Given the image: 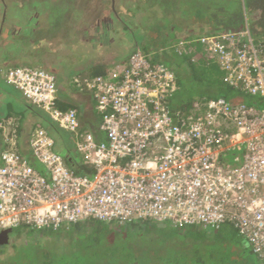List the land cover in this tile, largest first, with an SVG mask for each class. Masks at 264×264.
I'll use <instances>...</instances> for the list:
<instances>
[{
    "label": "built area",
    "instance_id": "obj_1",
    "mask_svg": "<svg viewBox=\"0 0 264 264\" xmlns=\"http://www.w3.org/2000/svg\"><path fill=\"white\" fill-rule=\"evenodd\" d=\"M201 42L219 61L226 84L264 103V47L248 28ZM187 44L177 50L187 52ZM6 81L60 129L79 133L78 111L57 105L52 73L19 67ZM175 85L173 71L142 51L126 68L87 84L107 138L98 142L87 133L76 142L91 175L68 166L46 129L29 143L36 167L12 148L2 152L0 232L57 229L88 219L205 228L230 223L264 259V104L231 105L219 98L178 119L167 100ZM14 125L0 120L7 140Z\"/></svg>",
    "mask_w": 264,
    "mask_h": 264
},
{
    "label": "trees",
    "instance_id": "obj_2",
    "mask_svg": "<svg viewBox=\"0 0 264 264\" xmlns=\"http://www.w3.org/2000/svg\"><path fill=\"white\" fill-rule=\"evenodd\" d=\"M118 1L121 5L120 10L117 7V0H112L114 6L113 10L115 11V18L111 13L112 10H110L108 12L109 14L104 15L101 20L98 18L95 26L96 33L101 36L98 41L103 44L104 48H107V50L112 53L110 56L100 57L98 60H90V55H84L83 51L77 50L78 53L74 55H77L79 57V60H77L72 65L71 71L66 69V55H62L61 58L55 62L57 64L50 69L42 68L43 66H40L35 61V64H31L32 66H23L30 63L26 61L22 63L21 60L17 61L15 64L9 63L8 65L4 66L0 65V88L2 92H4V94L8 96L7 99L5 97V100H3V96H1V99L2 101H5L7 109L6 115L15 116L12 118H3L6 116L0 115L1 121H11L15 123V125L12 126L10 134L8 136L9 140H7L4 132L0 130L5 142V148L2 152L7 150L8 148H12L20 155L29 158L31 162H34L32 161L33 158L31 156L29 147L30 140L33 134L38 129L50 130L51 134L55 137L54 139L56 140V148L58 152L63 155L68 166L78 175H91L93 173L92 168L89 165L84 164L75 150L76 142L82 140L84 138V135H86L87 133H91L98 142L106 141L107 138L105 133L101 131L100 128L104 115L96 109L94 93L88 89L87 84L98 78H107L112 73L119 72L120 70H122V68H126L129 65L131 56L137 51H142L143 53L148 55L153 64H166L167 67L173 71L176 79V85L175 89L172 90L168 95L167 100L168 104L173 110L174 115L177 118H188L192 114H195V109L200 112L204 104H206L208 101L219 98L225 99L231 105L246 104L255 107L263 106L264 103L262 98L258 96L248 95L242 90L233 88L225 83V72L222 70V67L219 64L217 58L214 57L209 51H207L208 49L201 42V39L205 37H216L223 34L238 33L248 28L257 43L264 47V0H244V2L242 0H208L203 7V10H205L206 12L200 14L198 19H195V23L186 26L179 22L177 24L172 23L165 25V19L167 21L169 19H172L173 15L171 14L177 15V13H180V9L178 8V4L176 2L173 3L172 1L170 7H173V10L171 13L165 15L166 13L163 10L164 8L162 7V1L165 0ZM147 1H150V3L147 4ZM135 2H140L144 3L143 5H147H141L137 8L131 6ZM131 8H136L137 11H131ZM142 8L149 9V13L147 15L148 19L145 18V16L142 20L139 18V13L142 12L140 11V9ZM176 8H178L179 10L177 11ZM233 9L236 10L233 12ZM18 10V0H0V44L3 42L4 33L9 31V29L13 28L16 25H14V22H16V19L18 18ZM116 10L121 12L118 13ZM215 11L217 12V15L213 13ZM152 13V18H154L155 20L150 18ZM31 20L32 19H30L29 22H31ZM22 27L23 29L21 30H25L24 26ZM189 29H192L193 32H197V34H180V32ZM30 33V28L26 29V34ZM137 33H139L140 35L139 38H136ZM172 35H175V38H171ZM16 36L19 35L16 34ZM86 36L87 35H79V39L81 40L83 38H86L88 42L93 43L94 40L91 37ZM104 36L106 37L104 38ZM120 36H122V39L126 37L128 40L126 44H129L125 48L120 49L118 52L113 53V49L118 43L117 41ZM148 38V42L151 44L150 47H148L146 44ZM181 42L188 43L187 52L177 50V46ZM195 55H199V59H195ZM173 56H177L180 59V68L183 69L184 72L192 71L195 66L203 68L206 66L216 65L223 74V82L225 83L228 91H224L223 94L218 98H206L202 96L190 97V95L184 93L182 89V83L178 75L176 66L168 64V61L171 60ZM25 58L30 59V55ZM19 67L45 70L52 73L56 77L58 84L57 105L59 109L64 112L69 111L70 109H75L78 111L80 119V129L77 135L60 129L44 111L29 102L22 94L17 91L18 89H14L15 87L13 88L6 81V74L11 69ZM74 77L76 79H72ZM70 81H73V83L75 82L73 84L74 86L70 85ZM78 92H83V94H81V96L79 97V101H77L78 98L76 97V94ZM233 92H235L236 95H234ZM229 95H234V97H231ZM74 100H76L79 104L75 105ZM80 106H82V108ZM29 115L37 118L38 123H36L35 127H33L32 132L30 133L26 148H23L20 142V126L25 116ZM36 165V163L33 164V166L35 167ZM160 224L162 223H154L153 221L120 222L88 219L75 224L63 225L57 229H36L27 226L19 227L16 229L28 228V231L33 234H35V232L39 233L38 238L39 240H42L43 237L47 238L50 236H45V234L48 233H50L51 235L60 232L91 233L93 230H95V232L101 231L102 228H108V231H111L117 229L119 230L121 228H138L141 226L152 228L155 226H160L162 228L169 227L174 230V232L178 231L183 235V237L189 236L186 234L191 232L192 236L190 237H195L198 239L202 238L206 241L207 237H217L219 235L220 229L228 225L232 226L235 232L240 236V238H243L249 244L248 240L245 239V237L238 231V229L230 223H224L216 226L215 228H205L200 225L179 226L172 223L170 225ZM13 232L14 229H12V231L9 233V238L6 243H0V255L2 253L1 249L12 243ZM198 243L199 242H194L195 246L189 243V245L184 247L183 250L180 248L181 246H179L177 248L179 254L178 256L185 257L186 261L189 264L204 263L207 259L205 251L206 249L202 246H198L199 244H201ZM250 249L252 253L257 257L258 262L260 264H264V259H262L257 253H254L251 246ZM43 255L44 256L42 257L46 258H42L41 264L43 262H47L48 260L46 256L47 253L43 252ZM93 255L101 256L100 253H95ZM103 255L105 254L103 253ZM95 258V263L100 262L102 259H100L99 257ZM234 259L235 258L233 257L231 259V262ZM92 262L93 261L91 259L83 260V264H92ZM231 262L230 264H232ZM101 263L102 261L100 262V264ZM183 263H185V261ZM236 264L246 263L238 261V263Z\"/></svg>",
    "mask_w": 264,
    "mask_h": 264
},
{
    "label": "rangeland",
    "instance_id": "obj_3",
    "mask_svg": "<svg viewBox=\"0 0 264 264\" xmlns=\"http://www.w3.org/2000/svg\"><path fill=\"white\" fill-rule=\"evenodd\" d=\"M172 1L178 4L180 13H177V15L171 14L173 15L172 19L168 21L165 19V25L179 22L186 26L195 23V19H198L200 14L206 12L203 7L208 0L162 1L165 15L172 12L173 7H170ZM117 2V7L120 10L121 5L118 0ZM149 3L150 1H147V4ZM143 4L135 2L131 6L137 8ZM113 7L112 0H18L19 10L16 22H19V25H15L5 32L4 37L5 39L6 37L8 38L6 43L15 44V40L19 37L24 41L25 47L27 44H31L32 47L38 48V46L43 47V41H47L48 37L46 33L50 34L53 29L57 34L62 33L63 37L64 35L73 34V37H76L72 38L69 48L64 47L65 43L62 39L49 40L54 53H50L48 56L49 63L52 64L54 63L53 59L57 61L62 54H65L66 69L71 71L72 65L79 60V57L74 54L78 53L77 50L83 51L79 47L75 48V41L79 40V35L96 38L94 43L97 44L99 49H95L97 51L95 57H105L112 54L98 41L99 38L97 37L95 26L98 18L101 20L104 15L109 14L110 10H112L111 13L115 18ZM136 8H131V11H137ZM178 8H176L177 11L179 10ZM235 10L233 9V12ZM116 11L118 13L121 12ZM140 11L143 13H139V18L141 20L144 16L147 18L149 9L142 8ZM213 13L217 15L216 11ZM152 17L153 13L150 18ZM32 18L38 19L41 24L34 23L32 20L29 22ZM152 19L155 20L154 18ZM45 22L46 24L44 25L43 23ZM22 26H24L25 30L20 29H23ZM28 28H31L30 30L33 33L26 34V29ZM189 33L197 34L192 29L180 32L182 35H189ZM16 34H19V36L16 37ZM45 35L46 39H44ZM139 37L140 35L137 33L136 38ZM171 38H175V35H172ZM148 41L149 38L146 44L150 47L151 44ZM117 42L113 53L129 44H126L128 42L127 38L124 37L122 39V36ZM47 43L49 42L47 41ZM94 43L89 44L88 47H93ZM84 55L86 54L84 53ZM54 64L56 65L57 63ZM168 64L176 66L182 89L190 97L218 98L224 91H228L223 82V74L216 65L203 68L195 66L192 71L184 72L180 68V59L177 56H173L168 61ZM28 65L32 66L31 64L23 66ZM74 83L70 81L71 86H74ZM233 94L236 95L235 92ZM234 95L229 96L234 97ZM164 224L170 225L171 223L166 222L160 225ZM38 235L39 233L35 232L33 234L29 232L28 228L14 229L12 243L1 249L0 264H41L42 258H46L42 257L44 256L43 252L47 253L48 260L42 264H83L85 259H91L93 261L92 264H100L101 261V264H186L185 257L178 256L177 248L181 246L180 248L183 250L189 243L194 245V242L201 243H198V246L206 249L207 259L201 264H230L233 257L235 259L231 262L232 264H236L238 261L246 264H260L257 257L252 253L250 245L243 238H240L232 226L228 225L220 229L217 237H207L206 241L202 238L190 237L192 236L191 232L186 234L189 236L183 237L178 231L174 232L169 227L162 228L160 226L152 228L142 226L138 228H121L111 231H108V228H102L101 231L95 232L93 230L91 233L60 232L52 235L48 233L45 236H50L47 238L43 237L42 240H39ZM92 253H100L101 256L93 255ZM95 257L102 259L100 262L95 263ZM184 261L185 263H183ZM187 264L189 263L187 262Z\"/></svg>",
    "mask_w": 264,
    "mask_h": 264
},
{
    "label": "crops",
    "instance_id": "obj_4",
    "mask_svg": "<svg viewBox=\"0 0 264 264\" xmlns=\"http://www.w3.org/2000/svg\"><path fill=\"white\" fill-rule=\"evenodd\" d=\"M242 1L244 2V0H242ZM32 22H34V23L37 22V23L41 24V22L38 19H33L32 18ZM15 24L19 25V22H14V25ZM21 24H23V23L21 22ZM43 24L45 25L46 22L43 23ZM20 29H22V28H20ZM96 34H97V37L100 39L101 36L98 35V33H96ZM46 35H48L47 41L49 42V44L45 40V41H43V47H39L38 46V48L32 47L31 44L30 45L27 44V46L25 47L24 41L22 39H20L19 37L15 40V44H12L11 42L10 43H6L8 41V38L6 37V39H5V37H4L3 42L0 44V65L4 66V65H8L9 63L15 64L19 60H21L22 63H24L26 61V62H28L30 64H32V63L35 64L34 63V61H35L40 66H43L42 68L50 69L52 67V64H53V66L55 65L54 63L56 61L55 59H53L54 63H52V64L49 63V57L48 56H49L50 53H54L53 52L54 49H53L52 44L50 43V41L55 40V38L62 39V40H64V43H65L64 47L69 48L70 47V43H72V38H74L76 36L73 37V34H71V35H64V37H63L62 33L57 34V32L54 31V29H53V31L50 34L46 33ZM46 35L44 36V39H46L45 38ZM92 39L94 40L93 43L96 42V38H92ZM81 40H82V42H81ZM81 40L79 39V40L75 41L76 42L75 48L79 47L80 49L83 50V52L86 55H90L91 56L90 60H98L100 57H95V53L97 52V51H95V49H99L97 44L93 45L94 48L93 47H88V45L91 44V42H88L86 40V38H83ZM18 44H22V45H18ZM86 48H88V49L85 50ZM89 48H92V49H89ZM114 51H115V49H114ZM90 53H92V54H90ZM29 55H30V59L25 58V57H27ZM62 55H65V54H62ZM14 89H16V88H14ZM17 91L20 94H22L19 90H17ZM0 92L2 93V94L0 93V115L1 116H6V117H3V118L15 117V116L6 115L7 109H6L5 101H2L1 96H3V100H5V97L7 99L8 96L5 95L4 92H2L1 88H0ZM81 94H83V92H78L76 94V97L78 98L77 101H79V99H80L79 97L81 96ZM77 101L74 100V104L75 105L79 104ZM80 107L82 108V106H80ZM203 110H204V108H202L201 112ZM197 112H198L197 109H195V113H197ZM36 123H38V119L35 118L34 116H30V115L29 116H25L23 122L21 123V126H20L21 127V134H20V139L21 140H20V142H21L23 148H26V144L28 142L30 133L32 132V129H33V127H35ZM48 131H49V133H51L50 130H48ZM4 148H5V142H4L3 136H2V134L0 132V155H1V152L3 151ZM28 150H29V148H28ZM32 161H34V162H32L33 164L36 163V161L34 159ZM38 168H40V167H38ZM153 222H155V221H153Z\"/></svg>",
    "mask_w": 264,
    "mask_h": 264
},
{
    "label": "water",
    "instance_id": "obj_5",
    "mask_svg": "<svg viewBox=\"0 0 264 264\" xmlns=\"http://www.w3.org/2000/svg\"><path fill=\"white\" fill-rule=\"evenodd\" d=\"M12 230L8 229V230H3L0 232V243H6L8 241V238H9V233L11 232Z\"/></svg>",
    "mask_w": 264,
    "mask_h": 264
},
{
    "label": "flooded vegetation",
    "instance_id": "obj_6",
    "mask_svg": "<svg viewBox=\"0 0 264 264\" xmlns=\"http://www.w3.org/2000/svg\"><path fill=\"white\" fill-rule=\"evenodd\" d=\"M31 33H33V32L31 31ZM48 44H49V43H48ZM48 44H47V45H48Z\"/></svg>",
    "mask_w": 264,
    "mask_h": 264
}]
</instances>
